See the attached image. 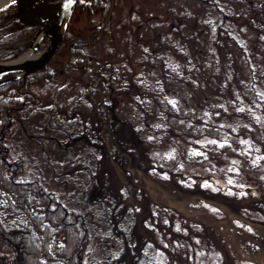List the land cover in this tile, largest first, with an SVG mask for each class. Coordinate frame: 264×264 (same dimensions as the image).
<instances>
[{
  "label": "trees",
  "instance_id": "16d2710c",
  "mask_svg": "<svg viewBox=\"0 0 264 264\" xmlns=\"http://www.w3.org/2000/svg\"><path fill=\"white\" fill-rule=\"evenodd\" d=\"M108 1L77 0L75 9L89 6V11L103 9L108 14ZM195 2L197 9L171 6L165 20L147 14L144 26L132 17L128 34L135 31V37L128 40L136 51L115 57L109 53L100 58L88 49L105 28L89 39L68 28L57 51L67 46L60 71L51 62L28 75L24 85L21 80L0 85V264H150L130 203V193L141 192L144 185L156 191H184V205L190 210L204 206L203 198L230 199L234 206L245 200L248 188L198 183L182 175L181 165L170 164L176 152L185 165H199L207 176L251 173L259 178L257 188L264 200V0ZM33 31L11 14L4 17L0 61L22 54ZM234 56L243 63L242 74ZM75 74L82 77L78 84L71 78ZM38 85L44 87L35 92ZM67 95L74 110L95 102L97 120L83 124L67 145L58 142L59 148L63 143V149L71 151L68 145L84 144L85 151L97 152V165L107 160L114 166L100 180L103 197L98 200L109 210L111 230L121 237V249L113 257L95 255L91 223L80 207L87 206L95 172H88L87 186L80 188L83 196L76 195L66 206L48 190L43 171L17 140L34 115L51 126L58 118L51 116L54 100ZM36 96L45 102L36 103ZM120 106L126 107L127 117L120 116ZM231 116L236 119L233 129L226 127ZM231 154L237 163H215L220 155ZM80 164L84 172L88 167ZM115 171L121 175V187L113 184ZM200 192L204 197L197 195ZM233 213L235 223L245 228L258 224L264 230V222ZM122 226L130 227L131 240L125 239ZM235 227L236 232L231 230L239 238L240 226ZM252 242L245 243L252 253L244 264H264L263 241L251 236Z\"/></svg>",
  "mask_w": 264,
  "mask_h": 264
},
{
  "label": "rangeland",
  "instance_id": "374dc122",
  "mask_svg": "<svg viewBox=\"0 0 264 264\" xmlns=\"http://www.w3.org/2000/svg\"><path fill=\"white\" fill-rule=\"evenodd\" d=\"M108 3L110 5L108 14L103 9L101 11H89V6L84 10L75 9L67 26V29L69 28L87 39L92 34H96L99 28H105V32L99 38L88 43V49L93 50L100 58L109 53H113L115 57L117 54H127L129 50L136 51V48L132 47V39L128 40L130 37H135L133 34L135 31H132V35L128 34L132 28L130 25L132 17L140 20L144 26L147 14L165 20V11L174 5L197 9L195 0H109ZM155 23L157 24L158 21ZM170 23L168 22L167 25ZM154 31L158 34V29H154ZM149 37L151 39L152 33H149ZM42 43L44 44L39 47V52L45 49L47 42L43 41ZM66 53L67 46L65 45L62 52L54 56L52 62H54V68L57 71H60L63 68L62 64L67 61ZM234 60L237 63L235 65L236 70L238 69L240 74H242V70L245 72L243 63L235 56ZM71 78L78 84L82 77L75 74L71 75ZM43 87V85H38L35 92L41 91ZM38 98L41 103L45 102L43 96ZM69 98L70 96L67 95L54 100L51 116H58V118L51 126L47 127L41 122L44 117L34 115L25 122L26 128L19 132L17 140L23 142L28 155L36 161L37 166L43 171L48 190L54 193L66 206H69L68 201L76 195L83 196L80 194V188L87 186L88 172H95L94 180L96 182L94 181V185L89 190L87 206L80 205V207L91 223L90 226L88 225L91 237L90 244L91 247L94 246L95 255L99 258L113 257L121 249V237L116 236L111 230L106 217L109 210L99 204L98 200L103 197L100 180L114 166L107 160L100 161L97 165L95 160L98 155L97 152L94 150L85 151L84 144L80 145L76 139L71 140V143L76 142L74 146L68 145L71 147V151L63 149V143L61 149L59 148L58 142H64L67 145L71 134L73 136L78 132L83 124L90 125L97 120L94 112L95 102L89 100L90 108L82 107L74 110L75 108L73 109L68 103ZM93 100L96 99L93 98ZM119 110L121 117L128 116L125 106H120ZM74 117L75 121L73 120ZM230 119L227 123V120L225 121L226 127L233 129L236 119H233L232 116ZM167 148L164 149L165 152H167ZM74 156H77L75 161L73 160ZM172 157L170 164L173 166L181 165L182 175L193 176L196 179L193 180L194 182L202 183L207 180L221 187H227L229 184L237 185L248 188V194L242 204L238 206H234L235 202L230 199L217 197L215 200L209 201L203 198L204 206L190 210L184 205L187 199L184 191H173L169 187L165 190L156 191L153 187L144 185L141 192H131L130 203L137 213L138 219L135 229L143 235L141 240L143 251H145L149 263L244 264V258L252 253L251 250H247L245 243L255 244L254 242L251 243V236L260 237L264 243V230H260L258 224L250 223L249 228H245L242 223H235V216L237 215L233 211L238 212L239 215L243 213L252 221L264 222V205L260 206L259 204L262 202L264 204V200L260 198V190L257 188L259 178L254 177L251 173H245L250 178L245 177V175L241 177V174L226 175L218 172L207 176L201 166L185 165L177 152ZM80 163L85 165V168L88 167L84 172L81 170L82 165ZM215 163L224 164L228 167L230 163H237V160L233 154L229 157L220 155L219 160ZM114 173L113 184L121 187V175L120 173L116 174V171ZM123 184L124 187L128 188L125 182ZM197 195L204 197L205 194L200 192ZM230 213L231 215L228 216ZM234 223L238 227L240 226L241 235L239 238L235 237L231 230L233 228L236 232L237 227ZM129 228V226L120 228L126 240H131Z\"/></svg>",
  "mask_w": 264,
  "mask_h": 264
},
{
  "label": "water",
  "instance_id": "95a60500",
  "mask_svg": "<svg viewBox=\"0 0 264 264\" xmlns=\"http://www.w3.org/2000/svg\"><path fill=\"white\" fill-rule=\"evenodd\" d=\"M77 0H11L16 10L12 17L22 25L37 26V31L30 40L29 49L15 59L0 62V77L9 74L0 84L18 79L25 80L26 76L34 73L48 64L55 55L68 24V20ZM42 37L48 43L43 51H38ZM35 42V43H34ZM33 52L36 59L20 60L24 55ZM41 54V56L39 54ZM7 65V66H4Z\"/></svg>",
  "mask_w": 264,
  "mask_h": 264
},
{
  "label": "flooded vegetation",
  "instance_id": "af4514ba",
  "mask_svg": "<svg viewBox=\"0 0 264 264\" xmlns=\"http://www.w3.org/2000/svg\"><path fill=\"white\" fill-rule=\"evenodd\" d=\"M5 8L3 9V11L2 12H0V21L2 20V19H4V17H7V15H9L11 12H12V10L15 8L12 4H6L5 6H4ZM21 26L22 27H31V28H33L34 29V31H33V34H32V36L35 34V32L37 31V26H24V25H22L21 24ZM6 34H7V32H6ZM41 71V70H40Z\"/></svg>",
  "mask_w": 264,
  "mask_h": 264
},
{
  "label": "bare ground",
  "instance_id": "6f19581e",
  "mask_svg": "<svg viewBox=\"0 0 264 264\" xmlns=\"http://www.w3.org/2000/svg\"><path fill=\"white\" fill-rule=\"evenodd\" d=\"M11 0H0V9L2 7H4L7 3H9ZM35 43V42H34ZM39 54V53H37ZM42 54V53H41ZM41 54H39L41 56ZM37 56L33 54V52H29L27 53L26 55H24V57H22L20 60H33V59H36ZM38 59V58H37ZM4 66H7V65H4Z\"/></svg>",
  "mask_w": 264,
  "mask_h": 264
},
{
  "label": "snow or ice",
  "instance_id": "6c2138e0",
  "mask_svg": "<svg viewBox=\"0 0 264 264\" xmlns=\"http://www.w3.org/2000/svg\"><path fill=\"white\" fill-rule=\"evenodd\" d=\"M68 2H69V3H71V2H72V0H68Z\"/></svg>",
  "mask_w": 264,
  "mask_h": 264
}]
</instances>
